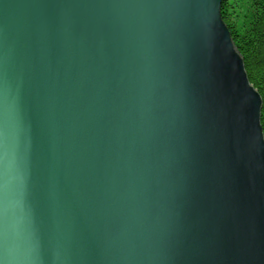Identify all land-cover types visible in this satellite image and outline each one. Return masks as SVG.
<instances>
[{
  "label": "water",
  "instance_id": "obj_1",
  "mask_svg": "<svg viewBox=\"0 0 264 264\" xmlns=\"http://www.w3.org/2000/svg\"><path fill=\"white\" fill-rule=\"evenodd\" d=\"M222 0H0V264H264L262 100Z\"/></svg>",
  "mask_w": 264,
  "mask_h": 264
},
{
  "label": "trees",
  "instance_id": "obj_2",
  "mask_svg": "<svg viewBox=\"0 0 264 264\" xmlns=\"http://www.w3.org/2000/svg\"><path fill=\"white\" fill-rule=\"evenodd\" d=\"M220 15L242 56L247 78L261 97L264 135V0H222Z\"/></svg>",
  "mask_w": 264,
  "mask_h": 264
}]
</instances>
